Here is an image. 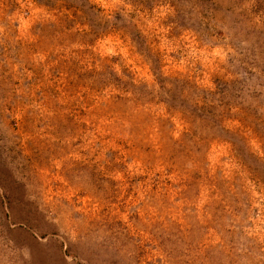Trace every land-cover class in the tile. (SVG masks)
<instances>
[{
  "label": "rangeland",
  "instance_id": "374dc122",
  "mask_svg": "<svg viewBox=\"0 0 264 264\" xmlns=\"http://www.w3.org/2000/svg\"><path fill=\"white\" fill-rule=\"evenodd\" d=\"M0 264H264V0H0Z\"/></svg>",
  "mask_w": 264,
  "mask_h": 264
}]
</instances>
